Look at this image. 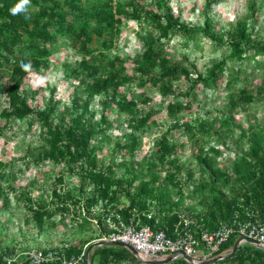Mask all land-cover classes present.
Returning a JSON list of instances; mask_svg holds the SVG:
<instances>
[{
  "label": "rangeland",
  "instance_id": "rangeland-1",
  "mask_svg": "<svg viewBox=\"0 0 264 264\" xmlns=\"http://www.w3.org/2000/svg\"><path fill=\"white\" fill-rule=\"evenodd\" d=\"M136 1L144 10L159 9L156 0ZM165 2L172 15L179 16L183 23L202 28L207 20L209 32L223 39L235 35L238 21L246 20L250 41L264 44V0ZM119 30L114 45L106 49L101 69H122L126 80L122 83L121 93L137 103L139 113L151 110L152 116L147 124L135 128L131 124L129 111L121 110L114 102H104V95L95 96L86 114L91 118L95 131L91 139L93 156L98 165L111 163L114 179L137 177L132 186L137 185L141 179H149L152 172L160 177L154 182L158 185L168 172L174 171L177 185L168 180L165 182L170 201L176 202L179 209L199 207L202 195L207 190L202 187L195 189L205 179L197 162L198 155L214 146L218 153L212 155L217 165L226 169L236 155L248 149L249 124L260 128L259 133L264 136V95H255L264 87V53L257 54L254 60L239 62L227 59L230 52L228 45L218 44L201 31L195 32L193 36L176 32L169 41L166 40L164 53L171 63L187 68L193 76L198 73L205 75L215 62L227 59V68L219 75L215 88H198L186 98L183 94L188 82L182 77L173 78L170 81L171 90L163 94L157 86L149 83L146 75L137 70L139 55L145 47L144 37L149 31H154L152 25L126 17L119 25ZM95 40L92 46L97 49ZM116 56L119 59H115ZM108 59L114 62L112 66L107 63ZM78 60L79 55L67 44L55 48L49 55L48 64L31 73L21 84V94L26 95L29 105L43 108L48 105L49 98L53 97L59 101L57 112L65 106L70 110L74 92L80 91L81 80L86 76L79 73V70L75 71ZM229 67L240 70L239 76L230 85ZM151 71L157 73L159 67L155 66ZM8 72L7 68L1 67L0 78H5ZM240 89H245L256 98L250 103H239L232 108L230 95H238ZM6 99L5 96L0 97V173H4V176H0V253L7 259L6 262H20L36 249L59 245H90L98 237L92 222L84 220V217L93 216L86 209L83 198L89 196L91 186L81 185L79 166L70 171L64 162L56 163L41 156L42 128L39 122L32 117L12 120L2 116V110L7 108ZM185 100L189 103L187 109L171 112L167 107L169 102L184 103ZM102 113L106 115L105 121L101 120ZM226 116L231 117L236 125H221V119ZM53 118L55 123V114ZM205 121L211 125L204 124ZM163 134H166L172 148L171 153L164 161L157 158L155 166L150 167L146 160L149 161L151 153L156 149L155 142ZM59 176L62 179L58 182ZM53 189L62 196L67 192L77 198L81 196L80 201L76 205L68 202V210H60L56 207L60 201L54 196ZM126 201L125 195L120 192L118 203L122 205ZM28 204L48 208L52 216L44 217L38 223L32 210L27 207ZM241 245L264 251L247 242ZM105 246L120 248L118 245L94 247L90 254L93 264L104 259L102 248ZM125 250L130 253L128 249ZM172 262L190 264L181 257Z\"/></svg>",
  "mask_w": 264,
  "mask_h": 264
},
{
  "label": "trees",
  "instance_id": "trees-1",
  "mask_svg": "<svg viewBox=\"0 0 264 264\" xmlns=\"http://www.w3.org/2000/svg\"><path fill=\"white\" fill-rule=\"evenodd\" d=\"M19 0H0V68H7L9 72L5 78H0V97L5 96L7 108L1 114L12 120H23L29 117L36 118L42 130L40 154L45 159L53 162H64L69 166L70 171L80 167L81 185L91 186L88 197L84 198L86 209H89L100 200H107L116 208L119 201V193L123 192L128 205L122 209V213L128 216L129 210L136 208L140 212L149 211L155 208V214L151 219L141 215L143 222H148L156 228H171L178 220V207L176 202L170 201L169 192L165 187L166 180L174 185L175 172H168L160 184H154L159 179L155 172L151 173L149 179H141L137 185L132 186L137 177L129 179H114V168L111 163L98 165L91 150V139L94 137V127L91 118L87 116L89 103L97 95H104V102H114L121 110L131 113V124L140 128L147 124L152 116V111L139 113L137 103L127 99L121 93L122 83L126 80L122 69H101V64L106 57V49L111 48L119 35V25L127 18L135 19L139 23L144 22L152 25L154 31H149L144 37L145 47L139 55L137 70L146 75L150 84L157 86L166 94L171 90L170 81L179 76L188 82L184 97L198 88L210 89L217 86L219 75L223 73L225 60L233 59L239 62L243 60H254L257 54L264 53V44L250 41V33L247 31V21H238L235 35H228L226 39L217 37L209 32V23L206 20L202 28L188 26L183 23L179 16H173L165 0H156V11L143 9L136 0L124 2L114 0H31V7L28 11L30 18L26 19L25 14L12 15L10 9ZM209 5L210 2L208 1ZM197 31L206 34L218 44L228 45L230 52L227 59L215 62L205 75L201 73L193 76L187 68L180 64H173L164 53L166 40L180 32L193 36ZM96 39V48L92 44ZM67 44L73 49L79 60L76 63L75 71L84 76L81 80L82 88L74 92L71 102L72 108L64 107L57 112L59 101L53 97L49 98L48 105L43 108L29 105L26 95L21 94V84L34 71L48 64V58L55 48ZM119 59L118 56L114 57ZM21 62L30 63L31 70L25 72L20 67ZM109 65L114 62L107 60ZM158 66L159 72L153 73L152 68ZM231 70L229 85L239 76V68L229 67ZM235 71L236 73H233ZM77 78V76H75ZM264 85V78L262 81ZM264 87L255 94L259 97L264 94ZM183 98V97H182ZM256 96L240 89L238 95H230L229 103L235 108L239 103H250ZM171 112L189 108L185 100L181 102H169L167 104ZM53 114H55V123ZM101 120H106L105 113H102ZM208 123L207 121L203 122ZM186 125V123H184ZM211 125V123H208ZM236 125L231 117L221 119V125ZM177 125V124H176ZM240 126V125H239ZM247 136L248 149L241 151L230 162V167L223 169L217 165L216 158L212 154L218 153L216 147L211 146L208 151L198 155L197 162L201 167V173L205 179L200 186L206 188L200 201L201 206L191 207L202 216L205 227L212 229L219 221L230 219L236 211L241 217H245L244 209L256 211L258 216L264 218V136L259 133L260 128L249 124ZM136 138L133 136V142ZM134 144V143H133ZM132 144V145H133ZM156 149L151 153L150 167H154L157 158L163 160L171 153V146L168 144L166 134H163L156 142ZM133 146H131V149ZM171 162V161H170ZM179 168L177 164L174 165ZM0 173V176H4ZM62 179L58 177V182ZM125 187L121 188V186ZM0 184V196L1 193ZM53 194L60 204L57 208L68 210V202L76 205L80 198L74 197L69 192L63 196L53 189ZM28 199V197H26ZM7 197L5 202L7 203ZM29 200V199H28ZM32 210L33 217L38 223L44 217H51L52 211L46 207L38 208L27 205ZM157 219V222H156ZM86 222H90L84 217ZM168 232V231H167ZM235 235L220 247L218 253L230 251ZM67 255L78 254L82 246H64ZM106 261L110 256H131L125 248L111 249L107 246L102 248ZM107 251L109 253H107ZM96 252V251H95ZM107 254V255H106ZM264 264V251L257 248L251 249L245 245H239L231 256L216 261L212 264ZM7 259L0 253V264H29V261L6 262ZM181 262L179 264H183ZM42 264H61L59 261L46 262ZM167 264H174L168 262Z\"/></svg>",
  "mask_w": 264,
  "mask_h": 264
},
{
  "label": "built area",
  "instance_id": "built-area-1",
  "mask_svg": "<svg viewBox=\"0 0 264 264\" xmlns=\"http://www.w3.org/2000/svg\"><path fill=\"white\" fill-rule=\"evenodd\" d=\"M127 205L128 202L114 208L107 200H100L89 209V213L93 216L88 219L98 233L94 241L125 243L134 248L139 257L133 256L131 252V256L110 255L105 262L96 261L95 264H153L148 261L170 256L173 257L171 261H174L179 257L183 258L182 254L189 257L191 264H199L219 255L220 247L231 235H235L236 239L241 238L240 244L247 242L246 239H251L264 246V218L253 210L244 209L245 217H241L240 212L236 211L230 219L219 221L214 228L209 229L204 226L198 211L181 207L177 211L178 220L170 229H163L153 227L141 219V215L151 219L156 212L155 208L151 207L145 212L133 208L129 210L128 216H125L121 210ZM64 246L36 249L28 253L26 259L29 264L54 261H59L61 264H93L90 259L93 249L87 253L88 244L82 246L80 253L72 255L66 254ZM246 263L253 264L249 260Z\"/></svg>",
  "mask_w": 264,
  "mask_h": 264
},
{
  "label": "water",
  "instance_id": "water-1",
  "mask_svg": "<svg viewBox=\"0 0 264 264\" xmlns=\"http://www.w3.org/2000/svg\"><path fill=\"white\" fill-rule=\"evenodd\" d=\"M240 241H241V238H237V239L234 241V243H233V245H232L230 251H228V252H226V253H222V254L216 255V256H214L213 258H210V259H208V260L202 261V262L199 263V264H210V263H214V262H216V261H219V260H221V259H224V258H226L227 256H231V255L233 254V252L238 248V246H239V244H240ZM246 241H247L248 243H250V244H252V245L258 247V248L264 249V246H263V245H260L259 243L255 242V241H253V240H251V239H246ZM100 245H119V246H123V247L128 248V249L130 250V252H131L133 255H135L136 257H139L138 252H137L134 248H132L131 246H128L127 244L122 243V242L112 243V242H107V241H94L93 243H91V244L88 246V248H87V253H89L94 247H96V246H100ZM182 256H183V258H184L186 261H188V262L191 264L189 257H187V256L184 255V254H182ZM172 259H173V257L170 256V257H167V258H164V259H161V260H150V261H148V262H149V263H153V264H155V263L161 264V263H167V262L171 261Z\"/></svg>",
  "mask_w": 264,
  "mask_h": 264
},
{
  "label": "clouds",
  "instance_id": "clouds-1",
  "mask_svg": "<svg viewBox=\"0 0 264 264\" xmlns=\"http://www.w3.org/2000/svg\"><path fill=\"white\" fill-rule=\"evenodd\" d=\"M31 7V0H19V2L17 4H15L11 9H10V13L12 15H19L21 13L25 14V18L28 19L30 18L28 16V11L29 8ZM20 67L22 68V70H24L25 72H29L31 70V64L30 63H24L21 62ZM43 81H41L42 83Z\"/></svg>",
  "mask_w": 264,
  "mask_h": 264
}]
</instances>
